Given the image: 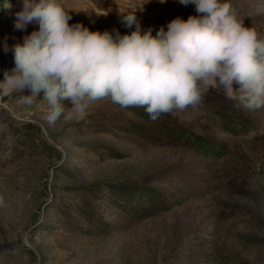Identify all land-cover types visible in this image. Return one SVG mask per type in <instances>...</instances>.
<instances>
[{"label":"rangeland","instance_id":"rangeland-1","mask_svg":"<svg viewBox=\"0 0 264 264\" xmlns=\"http://www.w3.org/2000/svg\"><path fill=\"white\" fill-rule=\"evenodd\" d=\"M60 2L69 24L121 35L134 30L126 14L153 35L198 15L179 0ZM230 3L264 37V0ZM22 8L0 0V82L39 27L16 28ZM27 94L0 89V264H264V107L209 88L152 122L105 99L50 123L43 94L30 104ZM119 184L152 192L118 195ZM155 196L161 207L147 210Z\"/></svg>","mask_w":264,"mask_h":264},{"label":"clouds","instance_id":"clouds-1","mask_svg":"<svg viewBox=\"0 0 264 264\" xmlns=\"http://www.w3.org/2000/svg\"><path fill=\"white\" fill-rule=\"evenodd\" d=\"M179 2L198 15L176 17L153 35L126 14L122 23L134 30L121 35L69 24L60 0H23L16 28L39 27L15 45V68L0 89L27 90L29 104L42 93L50 123L82 118L105 99L142 107L155 121L200 104L209 88H222L245 110L264 107V37L244 25L230 0Z\"/></svg>","mask_w":264,"mask_h":264},{"label":"trees","instance_id":"trees-1","mask_svg":"<svg viewBox=\"0 0 264 264\" xmlns=\"http://www.w3.org/2000/svg\"><path fill=\"white\" fill-rule=\"evenodd\" d=\"M137 110L139 111V114H141L143 117H145L147 119V121L151 120L149 115L144 110V108L140 109V108L137 107ZM161 117H163V116H160V118H158V119L160 120ZM152 121L153 120H151V122ZM134 128L136 129L137 133L144 134L146 126H142V125L140 126V124H135ZM145 135H146V133H145ZM112 190L118 195H120V194L122 195L123 194V195L126 196V195L129 194V195L134 196V197H135L134 194L135 193L137 194V192H139L141 194L142 193L150 194L152 192V190H150L149 188H147L145 186H137V185H134V184H127V185L126 184H119L117 186L112 187ZM155 198H157V199H151V201H149V206L150 207L147 210L156 209L158 207H161L162 201H161L160 196H155Z\"/></svg>","mask_w":264,"mask_h":264}]
</instances>
